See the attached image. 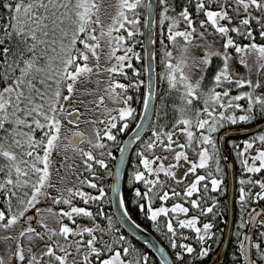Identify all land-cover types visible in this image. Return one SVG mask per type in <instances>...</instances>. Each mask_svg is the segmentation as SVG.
I'll list each match as a JSON object with an SVG mask.
<instances>
[{"label":"snow or ice","instance_id":"6c2138e0","mask_svg":"<svg viewBox=\"0 0 264 264\" xmlns=\"http://www.w3.org/2000/svg\"><path fill=\"white\" fill-rule=\"evenodd\" d=\"M192 2L193 0H189L190 4ZM194 3L195 12L204 17L198 21L202 31L198 30L197 20L188 6L175 17H169L166 15L170 10L169 0H159L163 8L161 23L163 20L171 21L167 39L180 49V57L176 59L165 45L167 73L162 74V79L166 78L170 88L180 92V103L175 106L177 118L172 125L173 130H153L154 138L147 143V150L151 153L154 148L159 147L164 151H174L173 145L177 142L173 137L177 131L185 134L188 140V144L177 145L180 149L190 146L194 140L202 147L198 152V163L189 161L191 167L188 171L194 174L195 178L182 193L175 189L163 191L162 194L156 193L154 189L164 186V182L159 178L160 173L175 179L174 165H165L166 156L153 154L149 158L144 152L138 153L140 164L147 174L155 178L148 179L145 172L137 171L134 180L143 182L147 190L141 193L137 189L135 194L148 199L149 212L154 221L161 214L168 216L169 212L187 214L190 211L183 203H175L170 209L161 206L153 210L151 199L154 196L161 201L182 198L191 209L199 211L202 216L212 214L217 202L209 192L220 191L223 184L222 176L218 178L222 169L219 167V149L213 134L228 125L252 122L257 113L264 116V92H258L264 88V84L259 79L255 82L251 79L253 65L249 64V57L254 56L257 75L264 72V43L256 42L257 30L260 38L264 39V0H194ZM101 4L102 0H0V7L7 12V15L2 17L3 23H0V202L5 205L0 208V229L8 232L22 220L26 222L15 236H0V241L11 242L7 243L6 255H0V264H11L13 259L18 264H44V257H47V264H149L146 255L129 259L132 249L121 246L125 239L123 236L114 241L104 239L106 230L95 223L96 216L104 215L102 209L94 214L73 203L77 196L86 205L89 202L101 201L105 196L103 188L98 189L99 195L96 196L84 192L80 187L65 188L56 196H51L49 192V189L55 187L52 182L53 153L57 152L64 139H67H62L61 136L64 123L67 121L68 124L78 125L80 122L79 109L71 107L74 102H82L76 101L78 84L91 82L93 75L101 71L109 73L111 77L115 73L123 75V68L131 67L130 64L123 63L128 59L127 54L116 55V49L121 46L124 37H113L112 33L119 30L115 25L124 28L126 23L133 27L138 24V20L129 19L126 12L134 11L144 4V0H118L112 25L108 27L107 32L101 23ZM147 7L151 8V3ZM181 22L185 27L183 30H177ZM253 24L257 27L254 28ZM209 28L224 41L222 50L198 43L207 40ZM233 33L247 39L248 43H238L233 38ZM134 34L133 31H128L129 37ZM104 36L110 37L108 43L111 51L108 58H114L115 63L102 69L97 49L100 48V40ZM177 38L182 39L183 44H178ZM198 48L206 50L199 56H190V51ZM229 49H234V54ZM131 51V48L127 49V52ZM213 57H220L222 63L212 77V86L205 89L203 81ZM91 59H95V64H90ZM234 59L248 70L249 75H242L233 66ZM186 68H195L200 72L199 78L193 80L185 71ZM130 86L110 79L105 92L114 103L129 105L132 98L125 96L123 92H117L116 89L126 90ZM233 90L237 92L236 95H232ZM84 94L89 93L85 90ZM153 96L154 92L150 89L144 97L145 113ZM104 99V96L99 97L97 107L103 104ZM242 100L246 101V105L240 103ZM237 110L240 114H237ZM111 111H115L117 115H111ZM133 113L134 109L130 106L110 110L108 119L100 121L106 124L107 128L103 136L99 131L95 133L96 143L93 147L105 148L106 145L101 142L104 137L114 141L116 137L111 129L117 128L116 121H124ZM124 128H127V123L120 130L123 131ZM193 129L200 130L198 136L194 134ZM136 139H139V133ZM82 141L83 134L73 132L69 143L76 147ZM230 143L239 149L238 144ZM257 143L260 147L255 148V154L246 155ZM243 145V150L237 152V156L242 157L240 163L243 171L252 174L264 170V132L243 141ZM123 151L122 148L121 152ZM80 155L85 158V170L93 176L95 171L92 162L107 168L104 159L96 158L92 152H84L81 149ZM174 159L180 161L187 160L188 157L181 150L175 151ZM210 161L217 165L214 171L209 170L204 175L196 174L197 169H209ZM156 162H159L158 166L153 167ZM56 172L59 175L60 168H57ZM79 184L93 189L98 187L87 178L79 179ZM240 184L259 185L261 189L252 197L250 192L246 193L244 187H241L239 200L242 207L249 197L264 199V180L241 179ZM113 190L118 193V185L114 186ZM42 199H50L54 205L68 206L67 210L61 208L59 212H53L52 208L43 210L55 219L58 228L49 227L44 220L40 221L44 232L31 225L32 217L26 214L29 209H36L37 213H40L41 209L37 208V205ZM209 200L212 201L210 205ZM123 204L121 198L120 207H123ZM262 214L264 210L252 209L249 212V220L255 222ZM76 217H89L93 220V225L89 227L78 224ZM65 218L71 222V226L64 223ZM105 219L110 228L112 218L105 216ZM198 219L196 216L180 219L178 224L181 228L194 229L198 240L205 241L209 235L208 230L213 225L210 222L204 223V234H200L202 229L197 227ZM260 223L264 224V220ZM166 227L168 232L176 235L171 220L167 221ZM45 238L48 242L44 248L38 254L33 253L30 246L32 241ZM247 239L245 237V240ZM25 241L28 245L27 251ZM171 247H180L187 253L194 251L189 245H178L174 239L171 241ZM241 247L244 257L247 258L248 250L243 244ZM255 247L259 248L260 245ZM199 255L207 256L208 249L202 248ZM177 256L182 258L181 253H177ZM261 259H264V253L261 254ZM161 264H168L167 258H163ZM250 264H255V261Z\"/></svg>","mask_w":264,"mask_h":264},{"label":"rangeland","instance_id":"374dc122","mask_svg":"<svg viewBox=\"0 0 264 264\" xmlns=\"http://www.w3.org/2000/svg\"><path fill=\"white\" fill-rule=\"evenodd\" d=\"M117 6H118V0H102L101 23L104 25V31L105 32H107L108 27L110 25H112V17L115 15V12L117 10ZM146 8H147V0H144V4L141 5L140 7H138L137 9H135L134 11L128 10L126 12L128 18L129 19H137L138 24L133 27V26L128 25L126 23L124 28H119V25H115V28H117L119 30L113 31V33H112L113 37H115V36H123L124 37V40L121 42V46L116 49V55L120 56V55L127 54L128 59L125 60L123 63L125 65L130 64L131 67L125 66L123 68V73H124L123 75L120 73H115V74H112L111 77H110L109 73H107L105 71H101L99 74L93 75L91 82L78 84L77 87H78L79 91L77 92V95H76V101H82V102H74L71 105V107L79 109V112H80L79 120H80V122L78 125H74V124H68L67 121H65L64 127L61 130L62 139L64 137H66L67 139H64L63 144L60 147V149L57 152L53 153V157H52V159H53L52 182H53V184H55V187L49 189L51 196H56L60 191H63L65 188H69V187H80V188H82V190L84 192H86L90 195L96 196V195H99L98 189L103 188L102 182L107 180L105 178V176L106 177L110 176L111 178L113 177L114 171L112 170L111 172H108L107 169H108V167H110V165H108V164H110L111 157L113 156V150L116 146L115 142H119L118 131H121L120 129L123 127V125L125 123H127V127L130 124L131 129L124 128L123 131L129 130V132H131L134 130V126L138 123L139 118L141 117V114H142L141 110L143 109V100H144V97L146 95V86H147L146 77H145V73H146V67H145V61H146V56H145V54H146L145 53ZM162 12H163V8L159 4V0H157L156 19H155V24H156V30H155V32H156V35H155V64H156L157 85H156V91H155V103H154V110H153V114H152V120H151V123H150L149 128H148L149 131L143 139L141 138L137 142L139 144L137 145V149L134 150L133 160L132 161L130 160V164L127 167V171L129 172L130 175H132V178H134V175L137 171H140V157L138 156V153L144 152V154L146 156H147V154H150V152L147 150V143L153 137V130L159 131L157 124L153 121V118L156 115V113L158 112V108H159L158 104L160 101L158 98L160 97V95L165 96V95L169 94V92L171 93L172 91H175L178 94V105L180 103V99H179L180 92H178L175 89H171L166 78L162 79V74L167 73V69L165 67V63H166L167 58L164 55L165 50H166L165 45H167V50L172 52L173 57H175L176 59H178L180 57L179 47L177 45H174L171 41H169L167 39L168 26L171 23V21L170 20H163V23H161V20L163 19L162 15H161ZM166 15L169 17H175L178 14H172L171 12H168ZM233 22L235 23V21H233ZM184 27H185V25L183 24V22H181L177 26V30H183ZM197 28H198V30L202 31V29H199V25H197ZM129 30H131L135 33L131 37L128 36ZM97 35H99V30L97 31ZM109 39H110V37H107V36L102 37L100 40V48L97 49V51L99 53V57H100L99 64H100L102 69L110 67L112 64L115 63L114 58L112 60H109V58H108L109 53L111 51V48L109 47V43H108ZM161 41H163V43H161ZM223 42L224 41L219 37L218 34L212 33L211 28L208 29L207 40L198 41V43H200L202 45L203 44L211 45L216 50H222ZM177 43L183 44L182 39L177 38ZM113 47H115L114 42H113ZM128 48H131L132 51L127 52ZM205 50L206 49H204V48L192 49L190 51V56H199ZM229 51L233 52V54H234V49H229ZM137 57H139V58H137ZM176 59L173 60V63L176 62ZM95 62H96L95 59L90 60V64H95ZM254 62H255V57L254 56L249 57V64L253 65L252 71L250 73L251 79L254 82L257 79H259L261 81V83L264 84V72H260L259 75H257V71H256V68L254 66ZM221 63H222V61H221L220 57H213L211 67L209 69L215 73L217 67L220 66ZM232 64L234 67H236L239 70V72L242 75H245V76L249 75L248 70L245 69L243 66H240L236 62L235 59L232 61ZM143 68H144V72H143ZM185 71L191 76V78L193 80L198 79L200 76V72H198L195 68H186ZM110 79L114 80L117 83H123L125 85H131L126 90L116 89L117 92H123V94L125 96H130L132 98L131 101L129 102V105L114 103L108 97V95L105 92V89H106L107 83L109 82ZM204 82H205V79L203 81V86H204ZM211 86L212 85L210 83L207 87H211ZM205 89H207V88H205ZM85 90H87V92L89 94H84ZM244 90L246 91L247 89H244ZM258 92H264L263 88L259 89ZM236 94H237V92L235 90H233L232 95H236ZM100 96H104L105 99H104L103 104H100L97 107V102H98ZM134 98L136 99L137 103L140 102L139 107H137L136 105H134V103H132ZM240 103L246 105V101L242 100V101H240ZM128 106H130L132 109H134L133 115L131 117L126 118V120H124V121H120L118 119L116 121L117 128L111 129L112 134L115 135L116 139L113 141V140H108L107 137H104L101 142L106 145L105 148H103V149L94 148L93 145L96 143L95 133L97 131H99L100 135L103 136V132L107 128V125L104 123H100V121H106L108 119L110 110L117 109L119 107H128ZM175 106L176 105H172V108L175 109ZM194 106L200 107L201 105H194ZM164 110H166V109H164ZM159 112H160V110H159ZM237 114H240L239 110H237ZM111 115H117V113L115 111H111ZM259 116H261V115L259 114ZM93 121H95V123H92ZM128 122H129V124H128ZM247 123H249V122H247ZM247 123L241 122V123H238L237 125H228L225 128L221 129L218 133L213 134V138L215 140L216 147L218 149H220V144L218 146V140L220 139V136L225 131L230 130L229 128H231L232 126H236L235 129H237V128H247V127H250L252 125L257 124V122L255 121V123H253L252 125H248V126L244 125L243 126V124H247ZM232 129H234V128H231V130ZM165 131H167V130H165ZM199 131L200 130H198V129H193L194 134L197 136L199 135ZM73 132H80L83 134V141L78 143V146H76V147H74L72 144L67 142V141H70V139L72 140V133ZM248 136H250V135H248ZM173 138L177 142L176 144L173 145V149H174V151L172 152L173 154H175V151H181L182 150L186 153L188 158L190 156H193V158L191 160H189V159L183 160L182 159V160L178 161V164H181V163H183L185 165L189 164L191 167V164L189 163V161H191L193 163H198V161H199L198 152L200 151L202 145L198 141L194 140L190 146H188L184 149H180L179 147H177L178 144H188V140H187L186 135L177 131V134ZM89 141H92V143H89ZM123 142H124V140H122V143ZM120 147H121V143H119V145L116 147L117 152H114V158H116L118 156V153L121 150ZM239 147H242V149H243L244 145H240ZM81 149L84 152H92L93 155L98 159H104L105 164L107 165V168H103L100 165H97L94 162H92L93 163V169L95 171V176H93L91 172L86 171L85 166L83 164V160L85 158L80 155ZM109 152L111 153L110 156L108 155ZM152 152H153V154L155 153V148L152 150ZM101 153H103L104 155H101ZM209 163H210L209 169H197L196 174H200L199 172H203L200 175H204L209 170L214 171V169L217 165L215 164L214 161H210ZM249 163H251V160H249ZM221 166H222V161H221V158L219 156V167L221 168ZM57 168H60L59 175H57V172H56ZM113 169H114V166H113ZM222 173H223V171L220 174H218V177H221ZM190 175H192V173ZM78 177H79V179L87 178V179L91 180L92 182L96 183L98 186L97 189L90 188L87 185L81 186L79 184ZM194 178H195V175H194V177H190V179H192V180H194ZM235 180H236V177H235ZM187 182L188 181H185V182H183V184L187 185ZM103 189H104L105 194H106L107 191L105 190V188H103ZM65 195H67V193H65ZM235 197H236V191H235ZM102 200H104V198ZM102 200L89 202L86 205L84 203V201L79 196H77L74 198L73 203L77 207H85L87 210L92 212V211H94V208H97V206H99L100 203H102ZM147 203H149V202L147 201ZM227 203L229 205V198H228ZM173 205H170V207H172ZM37 208L41 209L40 213H37L36 209H29L30 212H31V210L33 212V220L30 223L33 227L37 228L39 231L44 232V228L41 226V223H40L41 220H44V222H46L49 225V227L58 228V225L56 224L55 219L43 210H45L47 208H52L53 212H59L61 208L67 210L68 206L63 205V204L54 205L50 199H42L41 202L37 205ZM252 209H255L256 211L264 210V209H256L255 207ZM194 214H195V212H191V211H189V213H187V214H184V213H174L173 214L174 218H172L170 220L172 221L173 227L176 231L175 236H173V234L168 232V230H167L166 223L169 220L167 218L159 219V220H162V219L165 220L164 223H161L159 221L160 225L162 226V228L160 230H164L165 234L168 236V238H170L171 241L174 239L178 245L186 244V245H189L192 247V244H189V243H191V241H193V239L190 236L193 235V237L196 238L197 233L195 232L194 229L179 227L178 220L188 219V218H191L193 216L199 217L198 215L200 213L195 214V215ZM27 216H29V214ZM104 216H108V217L112 218L110 228L113 227V230H109L108 234L105 233L104 239L112 240V241L117 240L120 236H124L123 235L124 232H126L127 235L130 238H132V236L128 234V232L123 228V226L120 223H118V220L114 214H108L107 215V213H105ZM261 217H263V218H261V220H263L264 214H262ZM234 218H235V212H233L232 233H233L234 220H235ZM76 219L81 221L85 218L84 217H76ZM89 219L90 218L87 217V220H89ZM133 220L139 226L144 228L138 221H136L135 219H133ZM228 220H229V208H228ZM257 221H258V218H257L256 222ZM159 222L157 220V224ZM209 222H211V221H206V222L203 221L200 223L197 222V227H200L202 229L200 234H204L203 228H202L203 224L209 223ZM25 223L26 222L22 220L19 224H17L15 226L14 229H10L8 232H4L2 229H0V236H4V235L15 236L18 233V231L21 229V227L23 225H25ZM64 223L70 224V221H68L65 218ZM250 224H252V222H250ZM107 225H108V223L106 224V226ZM108 227H109V225H108ZM227 228H228V222H227L226 229ZM144 229L147 230L146 228H144ZM156 230H159V229L156 228ZM148 232H150V231H148ZM249 232L252 233L251 238L249 239L248 238L249 235H248L247 236L248 239L246 240V243L243 245L244 248L247 249V242H248V240H250V245H249V248L247 249L248 250V257L242 258L244 260V261H242V264H250L251 261H255V264H258V262L252 256V249H251V245H252L251 241L253 238L254 230L250 231V229H249ZM249 232H248V234H249ZM232 233H231V237H232ZM153 235L156 236L155 234H153ZM208 236H206L205 240H207ZM225 237H226V232H225L224 240H225ZM156 238L162 244H164L158 237H156ZM70 239H71V237H70ZM132 239H134V238H132ZM197 239H198V237H197ZM224 240H223V243H224ZM171 241H167V245L169 247H171ZM230 241H231V239H230ZM46 242H48L47 238H45V240H34V241H32L30 246H31L33 253H35L38 249L44 247ZM7 243H11V242H7ZM7 243L4 241H0V255H6ZM24 243L26 245L25 250L27 251V246H28L27 241H25ZM223 243H222V245H223ZM241 244H242V242H241ZM133 245H134L133 242H129L126 239H124L121 246L122 247H128V248L132 249V252L134 251V252L138 253V256H142V253L137 248H132ZM141 245H143V244H141ZM229 245H230V243H229ZM229 245H228V249L226 250L225 258L227 256V253H228V250L230 247ZM165 248H167V247L165 246ZM221 248H222V246H221ZM174 249L175 250L177 249L178 253L182 252V248H180V247H177ZM241 252L243 253V251H241ZM219 253H220V251H219ZM219 253H218V255H219ZM218 255L216 256V258L218 257ZM146 256L148 257V255H146ZM153 256L156 258L158 263L161 264V262L157 259V257L154 254H153ZM216 258H215V260H216ZM43 260H44V264H47V257H44ZM173 260H174V262L176 261L175 259H173ZM224 261H225V259H224ZM213 262L211 264H213ZM11 264H18V262L13 259ZM175 264H176V262H175Z\"/></svg>","mask_w":264,"mask_h":264},{"label":"trees","instance_id":"16d2710c","mask_svg":"<svg viewBox=\"0 0 264 264\" xmlns=\"http://www.w3.org/2000/svg\"><path fill=\"white\" fill-rule=\"evenodd\" d=\"M169 5H170L169 12H171L172 14H178L185 6H188L189 11L192 12L193 16L197 20V25L200 19H204L202 15L195 12L194 0L191 4L189 3V0H169ZM6 15H7L6 10L0 7V23H3L2 17ZM253 27L256 28L257 26L253 24ZM232 35H233V38L238 43H241V44L248 43L247 39L240 37V36H236L234 33ZM256 42L264 43V39L260 38L258 34V30L256 33ZM143 72H144V68H143ZM213 75H214V72H212L209 69L206 75L207 77L205 78V82H204L205 88H208L207 86L211 83V79ZM158 99L160 101L158 104L159 108H158V112L153 118V121L157 124L158 130L163 128L164 130L172 131L173 130L172 125L175 122V119L177 118V112L174 108H172V105L178 106V94L175 91H172L171 93L169 92V94L165 96L160 95ZM132 103H134V105H136L137 107L140 106V102L137 103L135 98L133 99ZM263 119H264V116H259V114L257 113V117L255 121L259 123L263 121ZM255 121L249 122L247 124H243V126L252 125L253 123H255ZM231 128L235 129L236 126H232ZM237 129H240V128H237ZM261 132H264V129L250 136L231 138L226 142V149L228 153L230 154L234 162V167H235L236 197L234 199V212H235L234 219L235 220H234L233 233H232V237H231V241L229 245L230 247H229L227 256L223 264H242V261H244L242 258H244V256H243V253L241 252L243 251L241 245L242 244L244 245L246 243L245 237L248 236V232L251 227V224H250L251 221L249 220V212L254 207L256 209H264V199L256 200L251 197L247 199L243 207L241 206V202L239 200V196H240L239 190L241 187H244L246 193L250 192L252 197L255 196V193L260 192L261 189L259 185H255V186L251 184L241 185L240 180L241 179L247 180L249 178L253 180H264V170H262L259 173H252V174L244 172L243 166L240 163V160L242 159V157L237 156V152L242 151L243 149L242 147H239V149L234 148L230 142H235L236 144H239L240 146V145H243V141L248 140L250 137H253ZM127 134L125 135V134H122L121 131H118L119 141H122L124 138H126ZM153 138L154 137H152V139ZM256 147H260L259 143H257V145H255L252 150H249V153H247L246 155L248 156L254 155ZM155 150H156L155 155H159V156L163 155V149L156 147ZM174 155L175 154L171 153L170 162H169V164L174 165V169H173L174 172L178 176H181L184 173H188L190 165L189 164L185 165L183 163L178 164V161L174 159ZM219 156L222 161L221 169L223 171L222 173L223 184L221 186L220 191H217V192L210 191L209 192V195L215 198L217 202V207L214 209V212L212 214H208L207 216H202L201 214L198 215L199 216L198 223L203 222V221L205 222L211 221L210 223L213 225V227L211 228V230H208L209 234L211 233L210 234L211 236L209 235L207 240L205 241H199L197 239L198 237L197 235H196V238H194L193 235H191L190 237L193 239V241H191V243L189 244H192L194 251L193 253H187L183 249H182V252L179 250L182 254V258H179L177 256V253H178L177 249L175 250L174 248H171L167 245V241H171V239L168 238V236L165 234V231L160 230V229L156 230V227L153 226L154 224H156L157 220L158 222L160 221L161 223H164L165 222L164 219L159 220L161 218H167L169 220L174 218L173 216L174 213L169 212L168 216H164L163 214H161L157 217L155 221L152 220L151 213L149 212V203H147L148 199L138 197L135 194L136 188H138L141 191V193H143L144 191L147 190V186L144 185L143 182L141 181H136V180L128 181L127 176L129 175V172L126 173V176H125L126 179L124 181V187H123V196H124V202H125L127 210L130 212V214L136 221H138L144 228H146L152 234H155L156 237H158L164 243L163 245L167 247L166 249L168 250V252H170L169 254H171L172 258L176 260L175 261L176 264H211L215 260L216 256L218 255L221 249L224 236H225V232H226V230H223V229H226L227 222H228L229 205L227 203L228 201L227 197H228V193L230 190V179H229V174L226 169V166L223 162L221 151H219ZM192 158L193 156H190L189 160H191ZM108 165H110V167H108L107 171L111 172L114 166V158L111 159V162ZM140 171L146 172L142 164H140ZM105 178L107 180L103 181L102 183H103V188H105L107 192L104 196L103 203L101 204H103L105 207H107V209H109V211H106L108 215V214H112L111 213L112 205H111V199H110L111 177L105 176ZM160 180L164 182V186L163 187L158 186L156 189H154V191L158 194H162L163 191H170L171 189H175L177 192L182 193L183 189L193 181L192 179H190V177L188 178L186 177L185 180H181L179 178H175V179L171 178L170 180H166V181L160 178ZM185 181H188L187 185L183 184V182ZM210 187L211 186L209 185V188ZM193 198H195V196ZM175 203H183L185 207L190 208L191 212H195V214L200 213L199 211L195 209H191V206L187 203V201L182 198H170L167 201H161L154 196L151 199V207L153 210L160 208L164 204L173 205ZM211 203L212 201L209 200L208 204L210 205ZM1 204L3 203L1 202ZM141 205H144V207L142 208ZM141 209L143 210L141 211ZM261 218L263 217L261 216L258 217V221L255 225L253 238L251 241L252 256L258 262V264H264V259H261V254L264 253V224L260 223ZM160 222L158 223L159 225H160ZM123 235H124L123 237L127 241L134 243L132 248H137L142 253V256L148 255L149 264H159L156 258L153 256V254L146 247L138 243L136 240L130 238L126 232H124ZM257 244L260 245L259 248L255 247V245ZM202 248L208 249L207 256L199 255ZM137 256H138V253L133 251L129 258L133 259V258H136Z\"/></svg>","mask_w":264,"mask_h":264},{"label":"water","instance_id":"95a60500","mask_svg":"<svg viewBox=\"0 0 264 264\" xmlns=\"http://www.w3.org/2000/svg\"><path fill=\"white\" fill-rule=\"evenodd\" d=\"M151 3L152 7L146 8V29H145V56H146V74H147V86H146V94L151 89L154 92L153 99L150 101L149 109L147 113H145L144 106L142 110L141 117L137 123L140 125L138 128L135 126L134 130L128 135L126 138L122 148L123 152H120L119 157L117 159L113 178L111 181V203L114 209L115 216L118 222L123 226V228L128 232L129 235L132 236L139 243L143 244L147 247L161 262L163 258H167L168 264H175L174 260L170 256L169 252L165 248V246L150 232L139 226L131 217L128 212L125 202L123 207H120L119 200L123 197V180H124V172L126 168V163L128 156L134 147V145L139 141L147 132L149 125L152 120V114L154 110L155 103V91H156V64H155V35H156V7L157 0H147V5ZM264 129V120L260 123L252 125L247 128L240 129H230L225 131L219 139L220 151L222 154L223 162L226 166V169L229 173L230 178V194H229V220H228V228L226 231V237L220 253L213 264H223L226 250L228 249V245L231 239L232 226H233V212H234V199H235V191H236V181H235V167L234 162L226 149V142L231 138L237 137H246L248 135H252ZM137 133H139V139H136ZM119 188V192H115L114 186ZM126 213V214H125ZM258 218V217H257ZM256 218V220H257ZM255 222H252L250 231H253L255 228ZM248 238H251L252 233L249 232ZM250 240L247 242V249L249 248ZM44 247L38 249L35 253H39Z\"/></svg>","mask_w":264,"mask_h":264},{"label":"flooded vegetation","instance_id":"af4514ba","mask_svg":"<svg viewBox=\"0 0 264 264\" xmlns=\"http://www.w3.org/2000/svg\"><path fill=\"white\" fill-rule=\"evenodd\" d=\"M142 111V110H141ZM128 124H129V122H128ZM167 126V125H166ZM135 127V126H134ZM127 128H129V129H131V125L129 124L128 125V127ZM133 128V127H132ZM121 133L122 134H129V130H125V131H121ZM148 133V132H147ZM146 133V134H147ZM127 134V135H128ZM145 134V135H146ZM145 137V136H144ZM174 139V138H173ZM123 140H125V138L123 139ZM70 141H71V139H70ZM68 143H69V141H67ZM119 143H121V146H122V141H119V142H115V144H116V146H115V151L113 150V156L111 157V159H113L114 158V152H117V150H116V147L119 145ZM218 146H219V140H218ZM121 148V147H120ZM135 149H137V144H136V146L134 147V148H132V150H131V152H130V154H129V156H128V159H127V163H126V168H125V172H124V180H123V187H124V181H125V179H126V173L128 172L127 171V167L129 166V164H130V159H131V161L133 160V154H134V150ZM156 149V148H155ZM219 151H220V149H219ZM173 151H171V152H168V151H164L163 150V155L162 156H166L167 157V160H165L164 161V163H165V165L167 166V165H169V162H170V155H171V153H172ZM155 153H156V150H155ZM154 153V154H155ZM152 155H153V152H151L150 154H147V156H149V158H151L152 157ZM118 157H119V153H118V156L116 157V158H114V168H115V165H116V162H117V159H118ZM135 157V156H134ZM130 158V159H129ZM189 159V158H188ZM158 162H156L154 165H153V167H156V166H158ZM145 170V169H144ZM113 171H114V169H113ZM146 171V170H145ZM200 174L201 173H203V172H199ZM191 173L190 172H188V173H184V174H182L181 176H178L177 174H176V177L175 178H179V179H181V180H185L186 179V177L188 178V177H194V175L192 174V175H190ZM145 175H146V178H148V179H154L155 178V176H153V175H149V174H147L146 172H145ZM178 176V177H177ZM113 178V177H112ZM112 178H111V181H112ZM159 178H162L164 181H166V180H170L172 177H167V176H165V174L164 173H160L159 174ZM127 180L128 181H133L134 180V178H132V175H128L127 176ZM138 188H136L135 189V193H136V190H137ZM110 199H111V185H110ZM148 201V200H147ZM149 202V201H148ZM102 203H103V200H102ZM111 205H112V203H111ZM5 207V205L4 204H1V202H0V208H4ZM103 210V213L105 214V213H107L106 211H109V209H107V207H105L103 204H101L100 203V205L99 206H97V208H94V211H92L94 214H96V213H98L100 210ZM143 209H141V211H142ZM111 213L112 214H114L115 215V213H114V209H113V206H112V211H111ZM130 213V212H129ZM29 214V217H32V219H31V221L33 220V212H32V210H31V212L30 211H28V213L26 214V215H28ZM132 216V215H131ZM85 219H83V220H77L76 219V222L78 223V224H84L85 226H89V227H91L92 225H93V220L90 218L89 220H87V217H84ZM134 219V218H133ZM30 221V222H31ZM95 223H98L99 225H100V227H102V228H104L105 230H106V234H108V231L109 230H113V227H111V228H109L108 227V225L106 226V224L108 223V221L105 219V216L103 215V216H96V219H95ZM119 223V222H118ZM70 226H71V222H70Z\"/></svg>","mask_w":264,"mask_h":264},{"label":"bare ground","instance_id":"6f19581e","mask_svg":"<svg viewBox=\"0 0 264 264\" xmlns=\"http://www.w3.org/2000/svg\"><path fill=\"white\" fill-rule=\"evenodd\" d=\"M145 67H146V65H145ZM145 77H146V83H147V74H146V73H145ZM139 119H140V118H139ZM136 125H137V124H136ZM136 125H135V126H136ZM134 128H135V127H134ZM148 131H149V130H147V132H148ZM131 132H132V131H131ZM131 132H129V134H130ZM147 132H146V133H147ZM129 134H128V135H129ZM128 135L126 136V138L128 137ZM144 136H145V135H144ZM144 136L142 137V139L144 138ZM126 138H125V140H126ZM125 140H124V142H125ZM124 142H123V144H124ZM137 142H138V141H137ZM123 144H122V146H123ZM137 144H138V143H137ZM135 145H136V144H135ZM135 145H134V146H135ZM122 146H121V149H122ZM133 148H134V147H133ZM120 152H121V150H120ZM120 152H119V154H120ZM228 174H229V173H228ZM229 194H230V192L228 193V197H227V198H229ZM163 206H164V207H167V208H169V209L171 208L170 205H166V204H164ZM170 215H171V214H170ZM256 223H257V222H256ZM153 226L156 227V228H158V229H161V228H162L161 225L157 224V221H156V224H154ZM210 230H211V229H210ZM223 230H227V229H223ZM155 237H156V236H155ZM170 256H171V255H170ZM172 259H173V258H172Z\"/></svg>","mask_w":264,"mask_h":264}]
</instances>
